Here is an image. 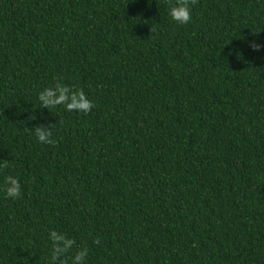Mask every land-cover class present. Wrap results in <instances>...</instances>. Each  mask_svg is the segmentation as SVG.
<instances>
[{"label": "trees", "instance_id": "1", "mask_svg": "<svg viewBox=\"0 0 264 264\" xmlns=\"http://www.w3.org/2000/svg\"><path fill=\"white\" fill-rule=\"evenodd\" d=\"M168 9L0 0V264H49L53 230L67 264H264V0ZM57 82L91 112L42 108Z\"/></svg>", "mask_w": 264, "mask_h": 264}, {"label": "clouds", "instance_id": "2", "mask_svg": "<svg viewBox=\"0 0 264 264\" xmlns=\"http://www.w3.org/2000/svg\"><path fill=\"white\" fill-rule=\"evenodd\" d=\"M169 4V16L173 21L180 25H185L192 20V6L198 3V0H167ZM153 34L156 33V28L151 27ZM251 48L254 51H259L264 45L251 43ZM42 108H48L49 110L58 106H63L66 111L69 112H82L88 114L94 107L93 102L87 97L83 89H74L65 84L57 82L54 86L45 88L38 95ZM55 124L38 125L34 128L35 136L41 143L55 145L57 141L53 139L52 129ZM0 169L8 168L9 161L2 160ZM4 191L8 198L18 199L22 195V186L20 180L17 177L8 175L5 177ZM50 239L52 241V252L49 260V264H67V261L63 259L67 253H69L76 245V241L67 235L58 232L51 231ZM100 238L97 237L94 243L99 244ZM88 257L87 248H79L73 256V264H85Z\"/></svg>", "mask_w": 264, "mask_h": 264}]
</instances>
